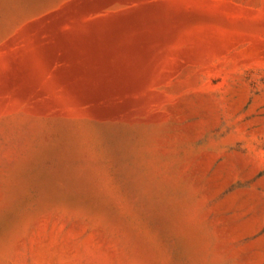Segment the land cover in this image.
<instances>
[{
    "label": "rangeland",
    "instance_id": "rangeland-1",
    "mask_svg": "<svg viewBox=\"0 0 264 264\" xmlns=\"http://www.w3.org/2000/svg\"><path fill=\"white\" fill-rule=\"evenodd\" d=\"M0 264H264V0H0Z\"/></svg>",
    "mask_w": 264,
    "mask_h": 264
},
{
    "label": "water",
    "instance_id": "water-1",
    "mask_svg": "<svg viewBox=\"0 0 264 264\" xmlns=\"http://www.w3.org/2000/svg\"><path fill=\"white\" fill-rule=\"evenodd\" d=\"M64 10V9H63ZM62 10V11H63ZM62 11H59V12H56V13H53V14H51V15H49V16H47V17H44V18H42V19H40V20H38V21H36V22H33V23H31V24H29L28 26H35V25H37V24H41V23H43V22H49V21H52V22H56V21H58L60 18H61V12Z\"/></svg>",
    "mask_w": 264,
    "mask_h": 264
}]
</instances>
